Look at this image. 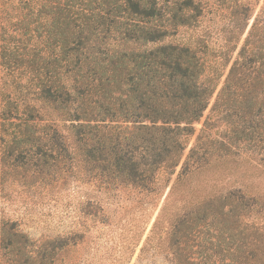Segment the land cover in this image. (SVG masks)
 <instances>
[{"label":"trees","instance_id":"obj_1","mask_svg":"<svg viewBox=\"0 0 264 264\" xmlns=\"http://www.w3.org/2000/svg\"><path fill=\"white\" fill-rule=\"evenodd\" d=\"M204 1L0 0L3 188L39 175L150 196L242 142L260 148L264 43L246 42L219 89L226 54L167 41L198 24ZM261 212L241 190L183 209L174 264H264Z\"/></svg>","mask_w":264,"mask_h":264},{"label":"rangeland","instance_id":"obj_2","mask_svg":"<svg viewBox=\"0 0 264 264\" xmlns=\"http://www.w3.org/2000/svg\"><path fill=\"white\" fill-rule=\"evenodd\" d=\"M254 24L256 31L250 36ZM248 40L264 43V0H205L198 24L167 41H203L217 54H226L230 60L220 89ZM214 102L215 96L195 124L185 155ZM260 145L256 151L245 150L248 143L242 142L238 153L214 157L205 169L182 183L173 178L167 189L150 196L125 189L99 193L75 178L48 184L30 175L9 180L5 188L0 182V264H174L170 232L176 215L235 190L257 199L264 224V144ZM1 169L0 164V175ZM100 205L105 208L102 213L97 210Z\"/></svg>","mask_w":264,"mask_h":264}]
</instances>
